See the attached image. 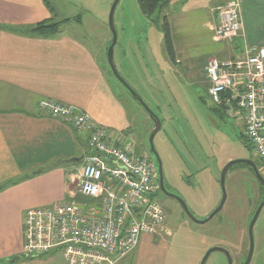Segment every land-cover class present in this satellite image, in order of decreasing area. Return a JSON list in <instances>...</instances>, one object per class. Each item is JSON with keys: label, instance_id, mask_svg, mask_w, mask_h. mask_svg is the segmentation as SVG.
Returning <instances> with one entry per match:
<instances>
[{"label": "rangeland", "instance_id": "374dc122", "mask_svg": "<svg viewBox=\"0 0 264 264\" xmlns=\"http://www.w3.org/2000/svg\"><path fill=\"white\" fill-rule=\"evenodd\" d=\"M115 1L48 0L56 22L82 18L81 26L73 23L67 28L72 27L74 35L99 53L108 77L127 107L137 152L148 154L158 166L149 146L155 124L111 74L108 64L107 48L113 40L109 18ZM169 1L160 14V24L165 18L170 24L175 62L169 58L161 26L149 21L138 0H121L115 10L118 39L114 61L120 75L161 119L162 128L154 146L162 161L166 182L181 195L194 217L203 222L222 201L221 176L229 162L251 160L263 177L264 167L244 136L241 117L234 119L225 112H215L208 94L210 60L235 58L232 50L236 38H216L219 26L216 7L233 0L217 4L216 0ZM60 7L63 9L57 13ZM78 165L83 167L82 162ZM250 168L238 165L229 171L225 207L205 224L191 220L175 201L164 203L158 193L170 236L152 242L145 237L138 249L140 253L129 255L117 264H201L213 248L229 251L233 264H245L251 250L249 226L264 200L261 183ZM4 264L69 263L58 254L33 260L20 257ZM207 264H229V258L222 252H214ZM250 264H264V209L254 228Z\"/></svg>", "mask_w": 264, "mask_h": 264}, {"label": "crops", "instance_id": "0c3cea01", "mask_svg": "<svg viewBox=\"0 0 264 264\" xmlns=\"http://www.w3.org/2000/svg\"><path fill=\"white\" fill-rule=\"evenodd\" d=\"M236 1L243 28L233 43L235 58L247 47L264 46V0ZM54 16L45 0H0V264L24 256L27 211L67 200L89 154L87 134L48 116L42 105L73 106L115 138L135 139L127 107L99 53L74 35L72 27L67 28L73 23L81 26L80 16L50 37L27 32L55 21ZM81 162L83 167L78 165ZM164 236H170L167 229L163 234L144 235L131 255L140 253L145 237L152 242Z\"/></svg>", "mask_w": 264, "mask_h": 264}, {"label": "built area", "instance_id": "2783aa9c", "mask_svg": "<svg viewBox=\"0 0 264 264\" xmlns=\"http://www.w3.org/2000/svg\"><path fill=\"white\" fill-rule=\"evenodd\" d=\"M216 15L218 40L240 36L236 0L217 6ZM208 79L212 104L231 118L241 117L244 136L264 167V46L247 47L231 60L211 59ZM42 108L87 134L89 154L67 200L27 211L26 258L60 254L69 264H117L137 250L144 235L166 233L158 168L148 154L137 152L135 139L115 138L73 106L47 102Z\"/></svg>", "mask_w": 264, "mask_h": 264}, {"label": "water", "instance_id": "95a60500", "mask_svg": "<svg viewBox=\"0 0 264 264\" xmlns=\"http://www.w3.org/2000/svg\"><path fill=\"white\" fill-rule=\"evenodd\" d=\"M121 0H116L115 3L112 6L111 12H110V18H109V22H110V28L113 34V40L111 45L107 48V60H108V64L111 70L112 75L116 78V80L127 90V92L131 95V97L140 105L142 106V108L149 114V116L151 117V119L153 120L154 124H155V129L153 130L151 136H150V140H149V146H150V151L151 153L156 157V161H157V168H158V172H159V183L161 186H163V164L162 161L155 149L154 146V140L156 135L161 131V119L159 118V116L157 114H155V112L146 104V102L139 96V94L133 90V88L125 81V79L120 75V73L117 70L115 61H114V49L117 45V32L115 29V24H114V14H115V10L117 8V5L119 4ZM82 161V158L80 159H73L72 162H80ZM238 165H248L250 166L254 173L256 178L259 180V182L261 183V185L264 188V177L261 175L259 169L257 168L255 162L251 161V160H233L231 162H229L225 168L222 171V176H221V186H222V191H223V197H222V201L220 203V205L218 206V208L209 216V218H207L205 221L201 222L198 221L194 215L191 213V211L189 210L188 206L186 205L185 201L181 198H177L180 202L181 207L183 208L184 212L186 213V215L193 221L201 223V224H205L209 221H211L213 218H215L217 215H219L222 210L225 207V204L227 202L228 199V194L226 191V178L227 175L229 173V171ZM264 209V200L263 202L260 204V206L258 207L256 213L254 214L252 221L250 223L249 226V235H250V239H251V250L248 256V259L246 261L245 264H250L252 261V257H253V253H254V228L255 225L262 213ZM214 252H222L224 254L227 255V257L229 258V264H233V260L231 257V254L229 253V251L223 249V248H213L211 250H209V252L206 254V256L203 258L201 264H207L208 259L210 258V256L214 253ZM24 258H26V256H23Z\"/></svg>", "mask_w": 264, "mask_h": 264}, {"label": "trees", "instance_id": "16d2710c", "mask_svg": "<svg viewBox=\"0 0 264 264\" xmlns=\"http://www.w3.org/2000/svg\"><path fill=\"white\" fill-rule=\"evenodd\" d=\"M45 1L50 9V12L54 14V10L53 8L51 9V6L48 0H45ZM169 2H170L169 0H138L139 7L142 13L149 19V21L152 24L154 23L156 26H161L162 32L164 34V41L166 44V49H167L169 58L171 59L172 62H175L176 52H175V47L173 43V37H172V31L170 28V24L168 23L166 18L163 21L164 23L162 25L160 24V14L162 13V10L168 5ZM70 21H72V19H66L58 23L55 22L54 20H49L48 22L40 23L34 28L28 29L27 32H29L30 34H36L42 37H50V36H53L59 33L61 26ZM213 109L217 113L219 111L220 112L222 111L215 107Z\"/></svg>", "mask_w": 264, "mask_h": 264}, {"label": "flooded vegetation", "instance_id": "af4514ba", "mask_svg": "<svg viewBox=\"0 0 264 264\" xmlns=\"http://www.w3.org/2000/svg\"><path fill=\"white\" fill-rule=\"evenodd\" d=\"M250 169L253 170L252 168ZM261 187H262V191L264 192V188L262 185ZM158 193L162 196L164 203L169 201H175L178 205H180V202L177 198L179 197L182 199V197L181 195L178 194V192L174 189L173 186H170L169 183L166 182L164 170H163V186L160 185V190Z\"/></svg>", "mask_w": 264, "mask_h": 264}]
</instances>
